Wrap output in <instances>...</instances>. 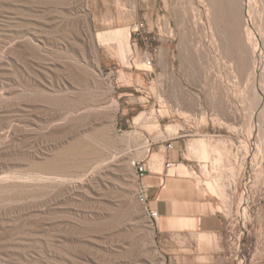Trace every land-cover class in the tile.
<instances>
[{
  "label": "rangeland",
  "instance_id": "rangeland-1",
  "mask_svg": "<svg viewBox=\"0 0 264 264\" xmlns=\"http://www.w3.org/2000/svg\"><path fill=\"white\" fill-rule=\"evenodd\" d=\"M235 2L0 0V264H175L140 197L149 166L187 162L160 149L203 161L217 264H264V61L254 81ZM123 30L129 55L98 36Z\"/></svg>",
  "mask_w": 264,
  "mask_h": 264
},
{
  "label": "crops",
  "instance_id": "crops-1",
  "mask_svg": "<svg viewBox=\"0 0 264 264\" xmlns=\"http://www.w3.org/2000/svg\"><path fill=\"white\" fill-rule=\"evenodd\" d=\"M195 114L189 121L192 128L202 131L204 135H217L207 130V125L200 123L201 112L197 116ZM158 153L171 160L186 158L187 162L183 164L193 170V174L187 176L166 172L164 167L154 171L149 166L150 173L146 175L144 183L148 187V205L159 212L155 229L162 249L175 264H202L204 260L217 264L220 239L227 223L220 211L211 210V201L195 176L198 174L197 167L203 161L183 155L180 151L170 154L160 149ZM188 154L191 155V151ZM185 218L194 220L193 225L183 224L181 220ZM203 233L210 234L208 241H201L200 235Z\"/></svg>",
  "mask_w": 264,
  "mask_h": 264
},
{
  "label": "bare ground",
  "instance_id": "bare-ground-1",
  "mask_svg": "<svg viewBox=\"0 0 264 264\" xmlns=\"http://www.w3.org/2000/svg\"><path fill=\"white\" fill-rule=\"evenodd\" d=\"M252 2H253V0H238V3L235 2V3H237V6H232V7H233V11L238 14V16L236 18V23H235V30L237 31V34L239 35L241 42L243 41V39L247 38L249 43L252 44V46L251 45L250 46L244 45V47H245L244 48V52H245L244 66L246 67L245 69H247L250 66V64L251 65L253 64L252 69H253V74H254V81H257L259 78H261V75L263 73L262 66H263V61H264V59H263L264 33L258 32L256 29V21L258 22V19L256 20L255 14L253 13V11L255 9L252 10ZM208 10L211 11V5L209 6ZM194 21L197 24H199V22H200L199 17L195 16ZM244 34H245V36H244ZM98 36H99V39L102 41L103 40H108V41L118 40L120 43V47L123 50V52L125 54L129 55V52L131 51V36H132L131 31L123 30V31L119 32L118 34H116L115 31L100 32L98 34ZM228 36H230V35H228ZM242 44H243V42H242ZM95 54H96V52H95ZM251 72H252V70H251ZM254 86L256 87V85H254ZM257 88H258L259 92L257 90L256 91L258 92L257 94H258V97L260 99V101L258 100V103L259 102L260 103L258 104V107L255 108V111H254L255 117L253 119H255L256 122H255V124L253 123L254 124L253 126H255V129L257 131H259L260 126L258 125L259 123H257V121L259 120L260 114L262 112L261 101H262V103L264 102V84L263 83L258 84ZM171 126H169L168 131H175L176 126L175 127H171ZM136 138H138V135ZM161 155H163V154H159L158 152H155L152 156V162L151 163L154 164L155 162L161 161V159H162ZM170 171L171 172H179L180 175H184V174L188 173L186 165H184L182 163L175 164L174 167ZM242 212L245 213L244 209ZM181 221H183L184 222L183 224H185V225H193V223H194V220H189L187 218H185L184 220H181ZM209 238H210V234L203 233V234H201L200 239L202 241H208Z\"/></svg>",
  "mask_w": 264,
  "mask_h": 264
},
{
  "label": "built area",
  "instance_id": "built-area-1",
  "mask_svg": "<svg viewBox=\"0 0 264 264\" xmlns=\"http://www.w3.org/2000/svg\"><path fill=\"white\" fill-rule=\"evenodd\" d=\"M152 61H153L152 58H148L147 64L149 66H151L152 65ZM167 166L170 167L171 164L167 163ZM140 171H141V173L144 172L145 168L141 166L140 167ZM147 188L148 187L145 184L142 185V187L140 189V197L146 203V205H145V214H146V216L149 218V220L151 221L152 225L156 226L158 218H159V212L148 205Z\"/></svg>",
  "mask_w": 264,
  "mask_h": 264
}]
</instances>
